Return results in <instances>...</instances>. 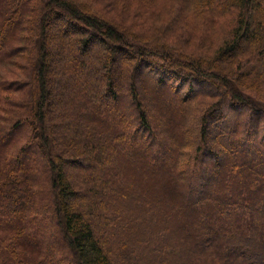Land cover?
<instances>
[{
  "label": "trees",
  "instance_id": "obj_1",
  "mask_svg": "<svg viewBox=\"0 0 264 264\" xmlns=\"http://www.w3.org/2000/svg\"><path fill=\"white\" fill-rule=\"evenodd\" d=\"M0 264H264V0H0Z\"/></svg>",
  "mask_w": 264,
  "mask_h": 264
},
{
  "label": "rangeland",
  "instance_id": "obj_2",
  "mask_svg": "<svg viewBox=\"0 0 264 264\" xmlns=\"http://www.w3.org/2000/svg\"><path fill=\"white\" fill-rule=\"evenodd\" d=\"M56 32H57V30H54L53 32H52V34L54 35V34H56ZM173 88H172V86L170 87H168L167 89H166V91L169 93L170 91H173L172 90ZM170 95V94H169ZM169 102H171V101H169ZM123 113V112H122ZM112 114H114V112L112 111ZM116 117H117V120H118V118H119V115L117 116L116 114H114ZM122 116H124V119H127V116H126V114L125 113H123V115ZM25 134H26V132H25ZM188 134H191V133H188ZM185 136H191L192 137V134L191 135H185ZM183 141H185V140H183ZM135 144V143H134ZM134 144H131V145H133L132 147H134L135 145ZM129 145V144H128ZM127 145V149H129V146ZM161 147H162V149H164V150H169V148L171 147V143L169 142V141H167V140H164L163 142H161ZM181 149H183V147H181ZM158 159H159V162H158V165L159 164H162L163 162H166V160L165 159H163L162 157H158ZM168 166H170V164H167V167ZM166 176V175H165ZM57 236V235H56ZM122 236H125V234H123L122 233Z\"/></svg>",
  "mask_w": 264,
  "mask_h": 264
}]
</instances>
